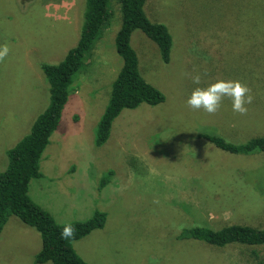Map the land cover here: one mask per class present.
<instances>
[{"label": "rangeland", "instance_id": "1", "mask_svg": "<svg viewBox=\"0 0 264 264\" xmlns=\"http://www.w3.org/2000/svg\"><path fill=\"white\" fill-rule=\"evenodd\" d=\"M84 5L0 0V45L10 49L0 62V172L47 110L41 66L61 62L77 45ZM145 10L173 39L167 65L143 33L131 40L143 77L165 103L124 111L97 147V124L123 68L116 11L77 77L43 155V178L30 183L29 195L60 225L107 214L104 229L74 243L86 264H264V246L218 249L178 239L193 225L264 228V154L231 155L199 138L216 133L244 143L264 136V0H147ZM194 70L207 73L200 87L217 80L247 85L254 97L247 114L234 113L227 98L215 115L190 109L186 101L197 85L185 73ZM41 250L40 234L12 216L0 236V264H36Z\"/></svg>", "mask_w": 264, "mask_h": 264}, {"label": "trees", "instance_id": "2", "mask_svg": "<svg viewBox=\"0 0 264 264\" xmlns=\"http://www.w3.org/2000/svg\"><path fill=\"white\" fill-rule=\"evenodd\" d=\"M146 2L85 0L77 45L69 50L61 62L41 66L48 85L49 106L35 119L28 136L9 152L10 164L0 172V236L12 216L36 230L42 240V250L36 255V264H86L75 252L74 243L96 230L104 229L107 223V214L97 212L89 221L69 223L74 227L75 235L63 239L61 232L66 224L60 225L49 212L37 205L31 199L29 190L33 180L43 178L40 171L43 155L59 129L64 108L77 92V77L90 65L97 43L113 26L110 20L115 17L116 11L121 14V27L115 37V48L123 60V68L113 82L107 105L97 124V147L106 144L113 123L124 111L136 110L144 104L157 107L166 101L163 93L143 77L138 55L131 44L132 36L139 31L157 46L164 64L171 61L172 36L165 25L150 20L145 10ZM199 138L231 155L252 157L264 154L262 135L249 138L244 143L228 141L216 133H203ZM109 175L108 178H111L113 174ZM108 178L103 180V188L108 185ZM178 239L196 241L218 249L237 245L251 250L264 246V228L233 225L214 230L193 225L184 229Z\"/></svg>", "mask_w": 264, "mask_h": 264}, {"label": "clouds", "instance_id": "3", "mask_svg": "<svg viewBox=\"0 0 264 264\" xmlns=\"http://www.w3.org/2000/svg\"><path fill=\"white\" fill-rule=\"evenodd\" d=\"M9 51L7 43L0 45V62H3ZM185 75L189 76L193 84L197 85L186 101L187 106L192 110H203L209 115H215L220 110L222 101L227 98L231 100L234 113L246 115L247 105H250L254 100L251 89L239 81L217 80L206 87H200L202 76L207 75L206 72L201 74L194 70L193 73H185ZM74 235V227L71 224H66L62 229L61 237L70 239Z\"/></svg>", "mask_w": 264, "mask_h": 264}]
</instances>
